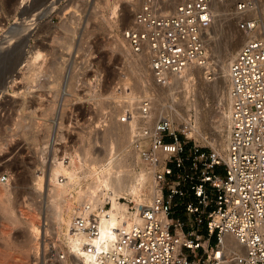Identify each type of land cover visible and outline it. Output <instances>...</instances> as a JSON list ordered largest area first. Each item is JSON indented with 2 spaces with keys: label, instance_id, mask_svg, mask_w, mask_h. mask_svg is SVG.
I'll list each match as a JSON object with an SVG mask.
<instances>
[{
  "label": "built area",
  "instance_id": "built-area-1",
  "mask_svg": "<svg viewBox=\"0 0 264 264\" xmlns=\"http://www.w3.org/2000/svg\"><path fill=\"white\" fill-rule=\"evenodd\" d=\"M230 1L141 0L122 35L133 55L148 57L155 85L167 87L171 75L191 66L212 80L208 31L217 5ZM257 7L244 0L233 9L245 40L229 67L222 154L201 150L171 116L155 118L152 96L120 102L119 121L135 124L131 149L153 176L152 200L144 207L120 199L130 217L115 222L109 202L78 210L71 231L91 264H264V19L247 18ZM226 236L240 254L228 258Z\"/></svg>",
  "mask_w": 264,
  "mask_h": 264
},
{
  "label": "rangeland",
  "instance_id": "rangeland-1",
  "mask_svg": "<svg viewBox=\"0 0 264 264\" xmlns=\"http://www.w3.org/2000/svg\"><path fill=\"white\" fill-rule=\"evenodd\" d=\"M31 1L0 0V81L8 77L7 85L1 89L4 93L0 92V191L7 189L14 204L12 218H19L17 224H11L0 213V264H76L64 231L48 209L53 158L66 162L85 147L94 156L105 157L106 147L98 141L102 142L108 126L120 122V102L133 103L142 95L154 98L155 118L171 116L178 127L191 125L195 136L190 138L201 150L224 151L229 135L225 70L217 68L215 73L212 67L209 81L203 77L204 72L196 70L190 86L181 79L176 85L175 81H169L167 87L155 85L146 59L127 53L122 35L132 25L140 0H54L47 7L40 2L29 15V21L38 23L33 24L28 36L24 57L21 33L28 22L5 37ZM242 1L231 0L221 7L230 19H226V32L243 35L233 16L235 4ZM255 1L257 11L247 18L264 19L263 0ZM40 52L42 56L36 61ZM15 66L19 68L15 70ZM127 79L132 96L124 86ZM108 115L109 121H103ZM113 140L117 144L116 138ZM137 168L149 170L141 163ZM42 175L46 178L39 182ZM4 176L8 181L2 182ZM61 178L64 182L65 178ZM124 199L137 204L131 197ZM6 224L9 227L2 226ZM32 224L38 233L32 231ZM29 240H33L35 250L26 247Z\"/></svg>",
  "mask_w": 264,
  "mask_h": 264
},
{
  "label": "bare ground",
  "instance_id": "bare-ground-1",
  "mask_svg": "<svg viewBox=\"0 0 264 264\" xmlns=\"http://www.w3.org/2000/svg\"><path fill=\"white\" fill-rule=\"evenodd\" d=\"M53 1L54 0H42V1L41 0H32L30 2L31 4L29 3L30 4L29 10H27L28 5H26L25 6L26 10L25 9L21 10L18 21L12 27H10L9 31L7 32L5 38H9V37H7L8 35L13 33L17 28L20 29L21 25L28 22L25 24L26 29L25 30L23 29L22 33H21L24 35V40L20 43V46L22 48L21 53H23L24 57L26 55L24 50L27 47L28 42H29L28 36L31 35V30L33 28V24L38 23L35 20L29 21V15L36 8V6L40 4V2H43V4L47 7L48 4H52ZM140 2H141V0H140ZM222 6L223 5H217L216 18L214 20L212 27L208 31L207 48H208V53H209V59L213 60V61L209 60L210 61V64H209L210 71H211L212 67H213L212 70L215 69V73H216V71H219V70L223 71V68L225 70V83H227V85L225 87V94L224 95L226 96V102H227V105L229 106L227 108V113H226L227 117H228L229 110H230L229 67H230V64H231L233 58L235 57L236 53L238 52L236 48L241 44V41H242L241 37L244 38V35L234 34V32L231 33V32L225 31L226 23H227L226 19H228V15H224L221 12ZM260 6L259 7L262 10V5L260 4ZM113 10L115 12L117 9L115 7H113ZM262 12L264 15V9ZM254 13H256V12H254ZM233 16L235 18H240V16L236 17L235 14ZM228 20H230V19H228ZM236 33H237V31H236ZM125 47L127 48V50H126L127 53L133 55L130 52V50L128 49L127 43H126ZM41 54L42 53L40 52L39 54L36 55V58H35L36 61L41 58V56H42ZM134 56H138V57H142V58L144 57L146 59V61H147L146 63L148 64V72H149V59H148V57L146 55H134ZM19 59H21V58H19ZM221 67H222V69H219V70L217 69V68H221ZM15 68H16L15 70H17L19 68V66H17V67L15 66ZM196 70L197 71L200 70V71L204 72L203 69H201L197 66H191L186 71H184L183 73L171 75L168 78V83H169V81H172V82L175 81V85H176V84L180 83V79H181V81H185L184 82L185 85L190 86V84L194 80L195 73H197ZM35 73H36V71H35ZM35 73H34V75H35ZM219 73H217L216 78H218L220 75L222 77V74L220 73V75H219ZM212 74H213V72H212ZM182 77L184 78V80H182ZM203 77H205L206 80H208V77L205 74ZM7 78L8 77L6 76L5 78H3L0 81V90L4 87V85H7L6 84L8 82ZM34 78L32 77V79H34ZM12 80H13V78H12ZM129 80L130 79L125 80L124 86L127 89V94L129 96H132L133 94L131 93V89L129 87ZM169 85H170V83H169ZM217 89L218 88H216V91H217ZM202 91H204V89H202ZM0 92H2V90ZM2 93H4V92H2ZM96 97L97 96H95V98ZM129 101H130V99H129ZM129 103H131V102H129ZM185 103H187L186 107L189 108V103L188 102H185ZM21 123L22 122H20L19 124H21ZM185 125H186L185 128L188 131L187 132L188 136L189 137L195 136L194 135L195 129L193 127L191 128V125H189L188 123H186ZM134 126H135L134 123L122 124L120 122L119 123L115 122L112 125L108 126V128L106 130H104V134H103V136H101L102 142L98 141V143H103V145L106 147L105 149L107 150V153L105 154L106 156L103 158H101L99 156L98 157L94 156V154L91 152V150L89 148H86V147L82 148L81 153H79L77 151L75 156L70 155L69 159H67L66 162L64 160L63 161L58 160L59 158L57 159V157L53 158V164H52L51 172H50V181L48 184L49 188H50L49 189V195H48V202H49L48 203L49 204L48 209L51 212V214L54 216L55 221H58L59 226H61V227H58V224L56 223L57 227L62 229L61 230L62 232L64 231L65 234L63 235V237H65V242H67V244H68L70 253L74 254V256H75L76 264H91V262H92V258L87 256L81 249V238H79L78 236H74L72 231H71L74 216L78 212L79 209H83L84 206L88 203H92L93 207H95V206L97 207V206H101V205L103 206L104 204L109 202L111 204L110 213L112 214V216L114 218L112 222H115V220L118 218V216L122 217L123 219H127L128 217H130L129 205L126 207V204L123 203L122 201H120V199L126 198V197H131V198H133L134 201H136L137 206L142 205L144 207L149 205L151 200H152L153 176L151 174V171L150 170L146 171L145 169L141 170V171L138 170V168H137L138 164L139 163L142 164V162L139 159L138 155L136 153H134L132 151V149L130 148L131 147L132 132L134 130ZM114 138H116L117 144L113 140ZM227 138H229V135ZM226 142L228 145V139ZM118 144L121 145V147H119ZM227 145H226V147H227ZM129 149H131V150H129ZM217 151H220V153L223 152V151H221V149H219ZM62 159H65V158H62ZM142 165L145 166L144 164H142ZM47 173H48V170H47ZM44 175H42L41 177H38L39 178L38 181L40 180L39 182L43 181V177H45ZM62 176L65 178L64 182H62L60 180V178ZM45 178H44V180H45ZM151 179H152V184H151ZM39 186L41 187V185H39ZM149 186H150V188H149ZM6 190L7 189L5 188L4 191H2V192L0 191V213L2 212L3 215L8 219V221L11 222V224L12 223L17 224L19 218H17V219L14 217L12 218V213H13L12 205H14V204H11L10 194ZM13 214H15V212ZM135 214L136 213H132L131 216L134 217ZM16 217H17V215H16ZM18 217H19V214H18ZM2 226L6 227L7 224L2 225ZM7 227H9V226H7ZM4 231H6V230H4ZM32 231L38 233L39 229L33 225ZM61 231H59V232L61 233ZM4 243H5V241H4ZM26 247L29 248V251L35 250L33 240H31L26 245ZM4 249H5V247H4ZM224 249L226 251V255L228 256V258H231L234 255H238L241 252V246L231 236H226L224 238ZM2 252H4V251H2ZM27 256H28V254H27ZM0 258H2V256H0ZM229 264H233V263H229Z\"/></svg>",
  "mask_w": 264,
  "mask_h": 264
},
{
  "label": "water",
  "instance_id": "water-1",
  "mask_svg": "<svg viewBox=\"0 0 264 264\" xmlns=\"http://www.w3.org/2000/svg\"><path fill=\"white\" fill-rule=\"evenodd\" d=\"M30 4H31V3H30ZM30 4H28V6H27L28 8L26 7L27 10H29V8H30ZM23 9H25V7H24ZM25 10H26V9H25Z\"/></svg>",
  "mask_w": 264,
  "mask_h": 264
}]
</instances>
